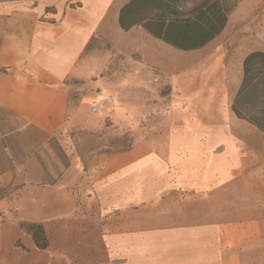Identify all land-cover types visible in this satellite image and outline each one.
<instances>
[{"label": "crops", "instance_id": "obj_1", "mask_svg": "<svg viewBox=\"0 0 264 264\" xmlns=\"http://www.w3.org/2000/svg\"><path fill=\"white\" fill-rule=\"evenodd\" d=\"M130 1L0 0V184L21 175L31 191L24 214L37 221L56 215L53 144L75 117L67 80L82 76L86 56L98 57L88 50L123 39L125 50H142L144 85H153L157 72L183 105L203 111L169 127L165 143L144 140L102 153L84 171L79 191L99 206L102 264H264V131L239 118L231 103L246 56L262 49L249 43L238 64L233 57L225 63L221 115L209 103L211 84L199 91L179 79L200 65L214 39L181 50L141 25L124 30L120 12ZM243 31L250 38L262 29ZM173 193L185 200L172 216L160 205ZM75 200L66 194L63 215H78Z\"/></svg>", "mask_w": 264, "mask_h": 264}, {"label": "rangeland", "instance_id": "obj_2", "mask_svg": "<svg viewBox=\"0 0 264 264\" xmlns=\"http://www.w3.org/2000/svg\"><path fill=\"white\" fill-rule=\"evenodd\" d=\"M222 1L230 9L227 29L209 45V53L199 61L200 65L187 68L179 77L184 82L196 83L199 91L211 84L209 103L212 100L221 115L226 110L221 96L227 60L233 57L238 64V59L251 51L244 48L249 43L262 49L257 51H264V0ZM255 25L261 26V33L254 35L250 31L252 37L243 36V29ZM122 40L103 41L104 50H88V55L98 57L86 56L79 65L85 71L82 76L73 75L67 80L75 117L70 128L56 137L53 144V160L59 173L58 187L52 192V202H57L56 215L51 214L50 221H37L24 214L21 203L26 201V208L30 207L26 199L31 191L21 175L8 185L0 184V264H102L106 251L99 231V206L97 210L96 203L83 198L79 191L84 171L102 153L123 151L144 140L165 143L169 127L191 121L192 116L202 113L201 107L192 111L187 104L183 105L179 90L164 80L159 82L157 72L153 85H144L142 50H125ZM107 96L113 97L114 105H105ZM93 104L101 105L96 113L91 112ZM181 112H188L190 117L182 118ZM67 193L76 199V217L62 214ZM184 200L185 196L173 193L160 209L173 216ZM33 222L44 227L48 239L44 250L36 247L32 234L22 226Z\"/></svg>", "mask_w": 264, "mask_h": 264}, {"label": "trees", "instance_id": "obj_3", "mask_svg": "<svg viewBox=\"0 0 264 264\" xmlns=\"http://www.w3.org/2000/svg\"><path fill=\"white\" fill-rule=\"evenodd\" d=\"M230 9L222 0H131L120 12L124 30L141 25L153 36L181 50L202 48L220 35ZM264 51L248 54L243 80L233 101L235 114L264 131ZM38 249L48 247L41 223H23Z\"/></svg>", "mask_w": 264, "mask_h": 264}, {"label": "built area", "instance_id": "obj_4", "mask_svg": "<svg viewBox=\"0 0 264 264\" xmlns=\"http://www.w3.org/2000/svg\"><path fill=\"white\" fill-rule=\"evenodd\" d=\"M105 105H112L114 103V99L112 96H107V98L104 100ZM101 109V105L100 104H95L94 106H92L91 108V112L96 113Z\"/></svg>", "mask_w": 264, "mask_h": 264}, {"label": "bare ground", "instance_id": "obj_5", "mask_svg": "<svg viewBox=\"0 0 264 264\" xmlns=\"http://www.w3.org/2000/svg\"><path fill=\"white\" fill-rule=\"evenodd\" d=\"M113 105H114V103H113Z\"/></svg>", "mask_w": 264, "mask_h": 264}]
</instances>
